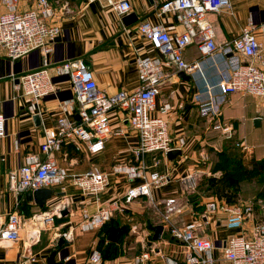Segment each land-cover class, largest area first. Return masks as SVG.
Here are the masks:
<instances>
[{"label":"crops","instance_id":"1","mask_svg":"<svg viewBox=\"0 0 264 264\" xmlns=\"http://www.w3.org/2000/svg\"><path fill=\"white\" fill-rule=\"evenodd\" d=\"M49 1L55 11L50 22L62 28V35L53 44V50L46 55L52 72L55 74L56 64L82 58L89 64L99 89L107 95L123 89L134 90L140 85L137 70L139 56H160L151 42L139 34V23L149 21L163 24L172 36L184 30L174 14L168 12L163 16L158 15V8L165 0H132L131 12H136L139 20L130 26L123 23L124 16L120 17L114 9L100 2ZM33 2L31 0L21 8L31 7ZM231 4L230 10H223L220 14H207L215 29L218 44L239 35L251 24L264 23V0H231ZM2 9L0 4V11ZM183 56L187 62H197L199 66L190 73L185 72L187 76L184 78L176 72L175 64L166 59L163 61L169 77L157 98V109L167 102L172 105L171 110L166 113L170 132L174 139L183 137L185 146L182 148L183 154L173 160L160 153L147 156L149 171H158L166 176V182L162 186L152 189V196L143 195L127 202L124 198L127 188L143 181L130 180L112 170L117 162H133L135 158L132 150L138 144L136 131L122 117L120 110L111 111L110 118L113 130L122 128L123 133L109 138L102 152L92 154L87 143L79 142L65 144L56 154L60 165L70 174L84 172L92 166H98L109 173L110 185L102 194L101 203L115 200L121 202L122 207L113 216L120 223L135 217L143 219L146 209L144 203L148 200L160 212L166 210V203L170 199L181 202L185 193L195 190L201 173L209 172L212 153L223 150L227 145H234L239 153L249 155L250 159H264V140L258 143L250 137L249 132L256 117L260 116L264 121V115L258 113L262 107H251L247 103L248 95L239 92L224 95L220 89V82L230 73L227 58L221 54L203 56L196 44L185 48ZM43 65L44 56L40 50L11 61L5 50L0 48V114L6 118L7 130V135L0 138V221H5L8 214L16 209L26 220H31L32 217L49 212L57 204L68 205V213L65 218L56 221L54 229L42 230L31 245L26 237L15 243L1 242L0 264H47L48 256L54 251L58 264H86L94 250L100 251L102 238L106 235L105 226L90 231H82L78 227L83 208L95 211L97 203L94 197L82 194L69 180L64 184V189L58 187L62 194L48 199L45 207L37 205L29 197L30 192L19 193L11 188L12 182L20 176L25 157L30 153L40 152L44 129L56 125L62 103L73 97L70 77L56 76V90L42 99L36 113L40 115L41 125L35 124V114L28 110L29 99L24 95L18 76ZM206 104H211L213 111L203 115L201 107ZM68 116L76 119L78 115L69 112ZM217 124L231 126L232 135H225L216 129ZM244 144L252 148L251 152L243 151ZM258 149L260 156L257 154ZM146 197L148 200L143 199ZM194 203L189 200V206L182 209L180 216L175 213L177 220L174 222L177 225L184 226L193 219V214L198 210ZM206 203L207 201L203 202ZM255 212V218L244 221L227 214H219L209 221L204 218L200 222V232L210 234L219 243H224L233 234L249 235L255 220L264 222V209L255 206ZM70 230L71 236L66 237L68 244L60 246L59 238ZM144 235L147 236L138 235L128 243L124 242L122 254L110 259L103 256L105 263L136 264L135 258L147 249L154 252L151 259L142 264L183 261L185 246L182 241L173 238L167 231L163 232L159 240H149V235ZM108 240H105L106 244ZM214 256L217 258L215 264H227L222 250H215ZM32 257L36 261H31Z\"/></svg>","mask_w":264,"mask_h":264},{"label":"built area","instance_id":"2","mask_svg":"<svg viewBox=\"0 0 264 264\" xmlns=\"http://www.w3.org/2000/svg\"><path fill=\"white\" fill-rule=\"evenodd\" d=\"M31 0H0V48L5 50L11 61L18 60L35 50L44 56V65L19 75L24 95L29 99L28 110L36 114L43 98L56 90L54 77L68 75L72 84L73 97L61 105V114L56 125L44 129V140L39 153H30L20 170V176L11 184L19 193L31 192L39 188L64 189L69 180L85 196L94 197L95 211L84 207L78 227L90 231L102 227L110 221L115 212L122 207L119 200L101 203V196L110 185L109 173L98 166H92L81 173L70 174L61 166L56 154L66 143H87L92 154H98L105 148L106 141L114 135H121L123 129L113 130L110 113L120 110L122 117L136 131L138 144L132 150L133 162H117L112 170L125 175L130 180L142 179L137 186L128 187L126 201L143 196H152V189L162 186L166 176L158 171H149L147 156L160 153L166 156L173 148L182 149L185 139H174L166 118L172 105L164 103L157 109V98L161 88L169 77L164 60L176 66V72H192L198 68L197 62L184 59V49L192 44L203 56L221 54L227 58L229 75L223 78L219 86L224 95L239 92L264 100V23L251 24L239 35L227 39L221 44L216 41L215 29L207 17L210 12L220 14L230 10L231 0H165L158 8V15L174 14L184 26V30L172 36L163 24L143 21L138 25L139 34L148 39L158 50L160 56H139L137 70L140 85L134 90H119L112 95L102 92L87 61L82 58L65 60L55 65L52 72L46 55L53 50L56 39L62 35V28L50 20L54 17V8L49 0H34L31 7H21ZM88 3L100 2L114 9L120 17L132 11V0H86ZM14 77V75H13ZM183 106V105H181ZM212 105L201 107V113L212 112ZM69 112H75L79 118L71 119ZM216 129L223 134L232 135V127L217 124ZM7 135L6 118L0 114V138ZM244 152H251L248 145H242ZM64 205H56L51 211L26 220L16 209L10 212L5 221H0V243H15L26 237L30 245L42 230L54 229L57 217L62 216ZM163 213L165 227L170 229L173 238L184 243L182 262L170 261V264H215L214 251L222 250L227 264H264V222L254 221L249 235L233 234L225 243L214 240L210 234L201 233V221H207L219 214H227L234 219L244 221L255 218L254 203L229 204L216 200L208 201L201 219L184 226L173 220L175 213H181L174 199L166 203ZM32 228H28L27 225ZM73 229V228H71ZM133 233L141 232L139 224L131 227ZM72 230L63 235L70 237ZM154 250H146L135 258L136 264L151 259ZM31 261H36L35 257ZM86 264H106L99 250H94Z\"/></svg>","mask_w":264,"mask_h":264},{"label":"rangeland","instance_id":"3","mask_svg":"<svg viewBox=\"0 0 264 264\" xmlns=\"http://www.w3.org/2000/svg\"><path fill=\"white\" fill-rule=\"evenodd\" d=\"M246 99H247V103H249L251 107H255L256 105L262 107L261 110H258V113L264 115V100L259 99L258 101L257 98L252 95H248ZM249 132H250V137L256 140L258 143L263 141L264 121L259 126L256 127L254 126V120H253ZM235 150L236 151L231 150L223 157H220L217 154V152L216 153L213 152L211 156V168L209 172L201 173V175L197 179L195 190L185 193L180 199L181 202H178L176 199H174L176 205L181 209H183L186 205L189 206L188 204L189 200H193V202H195L194 206L198 210L193 214V219L187 224L196 221L198 219H201L200 216L198 215L199 212L203 211L205 205L203 204V202L205 201L208 202L211 200H216L221 202L237 203V204L254 203V206H256L257 208L260 207L264 209V173L255 172L254 170H252L251 173L249 172V170L245 171L244 168L239 166L238 164L239 162L231 163L230 161H227L228 163H226L225 160L232 159L235 154L237 153L239 154V151L237 149ZM155 154H159V153H155ZM257 154L258 156L261 155L260 149H258ZM241 155L243 156L241 158H243L245 163L249 165L250 156L249 155L244 156L243 154ZM199 164L201 166V162ZM55 190L56 192H59L58 188H55ZM124 198L126 200L125 195ZM143 199L148 200L147 197ZM148 201L144 203L146 204V209L144 211L145 214L143 219L140 217L139 218L135 217V219L128 220L124 223H120L119 221H116V219H112V221H110L112 225H114L113 223H115L120 227H122V231H121L122 234L120 235L117 245H113L112 247V255L122 254L124 252L123 243L130 242L134 237H137L138 235L147 236L144 234H148L149 235L148 239L151 240L153 234L155 233V230H153V228H155L158 225H163L164 227L163 232L167 231L171 235L170 229L168 227H165L163 222L164 211L160 212L158 209L153 207V203ZM66 206L68 207V205ZM155 210L157 212H155ZM182 213L183 210L181 213H178L177 216L178 215L180 216ZM129 216H132V214H129ZM177 216L176 214L173 215V220L175 222L177 220ZM133 224H139L141 227V232L139 231L138 233H133L131 229ZM106 248H107V244L103 242V244L100 246V250L104 252Z\"/></svg>","mask_w":264,"mask_h":264},{"label":"water","instance_id":"4","mask_svg":"<svg viewBox=\"0 0 264 264\" xmlns=\"http://www.w3.org/2000/svg\"><path fill=\"white\" fill-rule=\"evenodd\" d=\"M139 20V16L136 12H131L127 15H125L123 18H122V21L123 23L125 24V26H130V25H133L135 24L136 22H138ZM59 37L56 39L58 40ZM186 73L184 71H180L179 72V76L180 77H186L185 76ZM56 77H54V81ZM72 98V96L70 97ZM77 118H79V116H77ZM33 119L35 121V124L37 126L41 125V120H40V115L38 114H35L33 116ZM262 123V117H256L254 119V125L255 126H259L260 124ZM183 154V150L182 149H179V148H173L171 150H169L166 154L167 158L170 159V160H173L175 159L177 156H180ZM59 194H62L60 192H56V190L54 188H39V189H36L34 191H31L29 193V197L30 198H33L35 203L37 205H39L40 207H45L46 203H47V200L50 199L51 197H53L54 195H59ZM62 215H66L68 213V207L67 206H64V208L62 209ZM155 230V233H154V239L155 240H159L161 239V236H162V233L164 231V227L163 225H158L154 228ZM121 231H122V228L121 227H118L110 236H109V240L112 241V242H118L119 238H120V235H121ZM68 240L66 238L65 235H62L59 240H58V244L60 246H63L65 244H68ZM225 243V242H224ZM55 256H56V252H52L48 258H47V264H58L55 260Z\"/></svg>","mask_w":264,"mask_h":264},{"label":"trees","instance_id":"5","mask_svg":"<svg viewBox=\"0 0 264 264\" xmlns=\"http://www.w3.org/2000/svg\"><path fill=\"white\" fill-rule=\"evenodd\" d=\"M66 144H69V143H66ZM235 146L234 145H227L223 150H221V151H216L217 152V154L220 156V157H223V156H225L228 152H230L231 150L232 151H236L235 149L236 148H234ZM242 153H237V154H235L234 156H233V158L232 159H227V160H225V162L226 163H228L227 161H230L231 163H238L239 164V166L240 167H242V168H244V170L245 171H247V170H249V172L251 173V171L252 170H254L255 172H259V173H264V159H262V160H256V159H254V158H251L250 160H249V165L248 164H246L245 163V161H244V159L243 158H241V157H243L242 155H241ZM228 203V202H227ZM229 204H234V203H229ZM63 218H65L64 216H62V217H58L57 218V221H59V220H61V219H63ZM113 219V218H112ZM112 219L110 220V221H112ZM110 221H108V222H106L103 226H105V230H106V235L102 238V242H101V245L103 244V242H105V240L107 239V238H109V236L118 228V227H120L119 225H117V224H115V223H113L114 225H112V223H110ZM112 226H111V225ZM122 228V227H121ZM153 230H154V228H153ZM121 234H122V232H121ZM153 236H154V234H153ZM152 236V238L154 239V237ZM155 240V239H154ZM113 245H117V242H112V241H109L108 240V242H107V248H106V250L103 252V251H101L102 252V254H103V256L105 257V258H114L115 256H117L118 254H115V255H112V247H113Z\"/></svg>","mask_w":264,"mask_h":264},{"label":"bare ground","instance_id":"6","mask_svg":"<svg viewBox=\"0 0 264 264\" xmlns=\"http://www.w3.org/2000/svg\"><path fill=\"white\" fill-rule=\"evenodd\" d=\"M28 228H32V226L29 224V225H28Z\"/></svg>","mask_w":264,"mask_h":264}]
</instances>
